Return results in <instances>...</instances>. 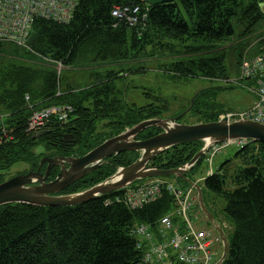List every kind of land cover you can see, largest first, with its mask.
Returning a JSON list of instances; mask_svg holds the SVG:
<instances>
[{
	"label": "trees",
	"instance_id": "16d2710c",
	"mask_svg": "<svg viewBox=\"0 0 264 264\" xmlns=\"http://www.w3.org/2000/svg\"><path fill=\"white\" fill-rule=\"evenodd\" d=\"M137 4L147 8L144 27H130L111 15L115 6ZM263 4L264 0H167L149 6L143 0H78L67 23L35 20L32 51L0 43V114L13 136L0 146V183L9 178L15 163L27 165L17 175L36 170L43 156H83L127 128L159 118L160 108L168 109L166 102L160 108L127 106L122 98L124 84L115 83L124 77L122 70L106 71L103 76L94 73L91 82L80 87L65 83L61 90V72L47 66V60L60 62L63 67L115 65L133 60L150 47L153 53L158 49L177 54L171 55L176 60L162 68L171 77L226 80L225 53L216 54L217 45L234 35V23L241 27L242 38L261 29ZM260 51H264L262 41L251 54ZM209 52L215 54L204 57ZM192 98L180 123L189 114L195 124L217 121L221 114L232 111L217 100L215 89L205 88L195 92L178 114L186 110ZM60 105L74 108L67 122L52 123L46 128L48 134L34 139L33 133L25 132L32 111ZM160 131L150 127L137 137L146 139ZM202 146L201 141L173 146L149 164L160 169L180 167ZM243 153L240 165L230 170L224 168L229 162L225 161L202 184V194L206 190L223 200L220 213L230 225L229 249L222 264H264V145L249 142L235 151L238 156ZM138 157L134 151L111 156L61 193L85 190ZM203 159L188 172L189 179L194 181ZM40 167L44 172L45 165ZM58 171L53 167L50 179ZM168 178L188 186L182 179ZM122 192L73 207L0 206V264H143L131 229L138 223L157 222L173 210L174 198L163 189L156 201L131 210L115 201Z\"/></svg>",
	"mask_w": 264,
	"mask_h": 264
},
{
	"label": "built area",
	"instance_id": "2783aa9c",
	"mask_svg": "<svg viewBox=\"0 0 264 264\" xmlns=\"http://www.w3.org/2000/svg\"><path fill=\"white\" fill-rule=\"evenodd\" d=\"M77 5L78 0H0V43L32 51L29 37L35 20L67 23L72 19ZM146 10L138 4L120 5L112 8L111 15L130 27H144ZM58 64L61 66L60 62ZM232 82L252 94L255 104L245 111L227 113L220 117L264 124V51L251 56L244 54L240 59L239 74ZM73 113L71 105L32 111L25 132L36 133L51 127L54 122L65 123ZM4 119L5 116L0 114V145L13 138L3 125ZM247 143V140L236 139L211 145L205 153L204 163L211 165L215 156L228 147L242 148ZM212 174L210 170L208 175ZM163 189L173 195L175 210L153 224L139 223L131 229L136 248L142 252V263L216 264L222 251V241L211 226L196 225L200 218L191 214L196 205L193 187H182L174 180L152 178L125 188L115 201L131 210L138 209L156 201ZM106 202L110 203L109 200ZM221 225L226 229L225 222Z\"/></svg>",
	"mask_w": 264,
	"mask_h": 264
},
{
	"label": "water",
	"instance_id": "95a60500",
	"mask_svg": "<svg viewBox=\"0 0 264 264\" xmlns=\"http://www.w3.org/2000/svg\"><path fill=\"white\" fill-rule=\"evenodd\" d=\"M149 6L167 2V0H143ZM264 13V4L261 5ZM33 31L29 40H35ZM171 119L152 118L141 121L122 133L106 139L92 150L80 157L73 156H43L36 171L17 174L0 183V206L6 204H28L36 207H73L83 204L95 197L107 195L130 187L134 183L149 178L173 177L179 178L194 187L198 196V207L208 219L214 230L220 235L223 243V253L217 264H222L227 256L229 241L222 227L206 207L202 195V187L194 183L186 175L193 169L207 149L214 144L229 140L243 139L264 145V124L246 119H228L224 117L217 121L183 124L179 120L190 109ZM155 127L161 131L149 138L138 140L137 136L147 128ZM48 134L47 130L34 133L33 139ZM68 136H66V139ZM203 142L201 149L190 161L174 169H160L151 166V159L167 149L188 142ZM74 143V141H71ZM1 146V145H0ZM134 151L139 157L131 164L119 167L114 174L85 190L60 194L76 181L90 174L104 161L121 152ZM46 164L45 172H40V166ZM58 167L56 177L48 181L50 170Z\"/></svg>",
	"mask_w": 264,
	"mask_h": 264
},
{
	"label": "rangeland",
	"instance_id": "374dc122",
	"mask_svg": "<svg viewBox=\"0 0 264 264\" xmlns=\"http://www.w3.org/2000/svg\"><path fill=\"white\" fill-rule=\"evenodd\" d=\"M234 35L226 42H220L217 45V53H225V66L228 74V79L233 80L238 75V61L241 53L245 51L249 46L253 48L259 41L264 43V24L262 28L252 33L248 37L241 36V27L234 23ZM177 49V48H175ZM153 48L147 47L143 51L139 52L137 57L133 60L126 61L122 64H104L95 66L74 67V66H59L58 63L47 60V66L56 68L57 72H61L62 81L60 84L61 90H63L65 83L73 84L75 86H81L92 81L91 74L97 73L101 76L106 71L118 72L124 71L123 78L115 79L116 85L124 84V90L122 92V98L124 103L130 107H144L148 105H154L158 108L161 104L167 103L168 109L160 108L159 118L171 119L178 116L179 112L185 107L191 96L200 89L213 88L215 89V96L220 103H223L225 107L230 108L233 113H239L245 111L248 108H252L255 104V98L252 94L247 92L239 85H233V83L225 82V80H211V79H187L182 80L175 77H171L169 73H166L162 68L170 61H174L172 56L177 54L169 53V51L163 52L156 49L153 53ZM215 53L209 52L204 57H212ZM172 55V56H171ZM251 55V51L249 52ZM54 64V65H53ZM232 85L231 88H225L224 86ZM121 98V96H120ZM192 118L187 115L181 123L192 124ZM238 147H228L226 151L220 155L215 156L212 165H202L201 169L195 172L193 179L200 185L204 180L200 178H206L209 170L214 173L218 170L221 163H226L224 168L232 170L235 166L240 165L243 155L238 156L235 151ZM240 152V151H239ZM238 152V153H239ZM240 154V153H239ZM27 168V165L18 162L13 165L7 176H14L19 171ZM224 171V169L222 170ZM222 173V172H220ZM203 199L206 207L213 212L216 219L224 221L227 224L225 233L230 231V225L227 223V219L220 213L223 211L224 202L222 199L216 197L211 192L203 191ZM176 208L174 202L173 212ZM192 211L193 216H198L200 219L196 223L198 227L209 226L210 222L195 208ZM168 214V213H167ZM220 252V247L217 248ZM222 250V248H221Z\"/></svg>",
	"mask_w": 264,
	"mask_h": 264
},
{
	"label": "flooded vegetation",
	"instance_id": "af4514ba",
	"mask_svg": "<svg viewBox=\"0 0 264 264\" xmlns=\"http://www.w3.org/2000/svg\"><path fill=\"white\" fill-rule=\"evenodd\" d=\"M137 139H138V137H137ZM138 140H142V139H138ZM73 157H80V156H73ZM43 165V164H42ZM45 165V168H46V164H44ZM38 169V168H37ZM36 169V170H37ZM36 170H34V171H36ZM30 171V170H29ZM198 171V170H197ZM196 171V172H197ZM28 172V171H27ZM40 172H41V167H40ZM44 172H45V170H44ZM44 172H42V173H44ZM59 172V171H58ZM54 179V178H53ZM53 179H50V176H49V179H48V181H51V180H53ZM60 194H62V193H60ZM213 217L215 218V216L213 215ZM216 219V218H215Z\"/></svg>",
	"mask_w": 264,
	"mask_h": 264
}]
</instances>
